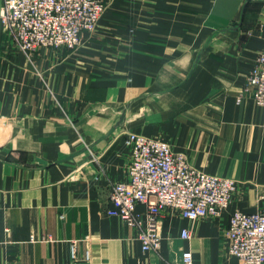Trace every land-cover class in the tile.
<instances>
[{
    "label": "crops",
    "instance_id": "1",
    "mask_svg": "<svg viewBox=\"0 0 264 264\" xmlns=\"http://www.w3.org/2000/svg\"><path fill=\"white\" fill-rule=\"evenodd\" d=\"M102 1L72 50L24 53L0 25V264H68L73 241L75 264H183L186 250L192 264H244L223 235L231 211L264 210V107L244 91L264 0ZM129 132L237 180L228 209L196 221L166 211L160 248L143 251L105 212Z\"/></svg>",
    "mask_w": 264,
    "mask_h": 264
},
{
    "label": "built area",
    "instance_id": "2",
    "mask_svg": "<svg viewBox=\"0 0 264 264\" xmlns=\"http://www.w3.org/2000/svg\"><path fill=\"white\" fill-rule=\"evenodd\" d=\"M104 8L101 0H3L0 25L24 53L39 47L72 50L82 43L84 32L94 31ZM244 91L264 107V50L256 55ZM124 143L130 149L126 177L111 185L105 212L137 231L143 251L160 248V221L166 211L190 221L213 218L228 209L238 191L237 180L195 168L184 152L163 140L129 132ZM138 205L144 207L143 213L136 210ZM190 236V229L180 230L182 239ZM223 240L227 253L241 263L262 264L264 210L231 211ZM76 247L73 241L68 264L78 261ZM181 258L183 264H192L191 251H183ZM88 262L86 256L84 264Z\"/></svg>",
    "mask_w": 264,
    "mask_h": 264
},
{
    "label": "rangeland",
    "instance_id": "3",
    "mask_svg": "<svg viewBox=\"0 0 264 264\" xmlns=\"http://www.w3.org/2000/svg\"><path fill=\"white\" fill-rule=\"evenodd\" d=\"M102 1V0H101ZM103 2V1H102ZM105 6V5H104ZM97 26V25H96Z\"/></svg>",
    "mask_w": 264,
    "mask_h": 264
},
{
    "label": "water",
    "instance_id": "4",
    "mask_svg": "<svg viewBox=\"0 0 264 264\" xmlns=\"http://www.w3.org/2000/svg\"><path fill=\"white\" fill-rule=\"evenodd\" d=\"M246 1H249V0H246Z\"/></svg>",
    "mask_w": 264,
    "mask_h": 264
}]
</instances>
